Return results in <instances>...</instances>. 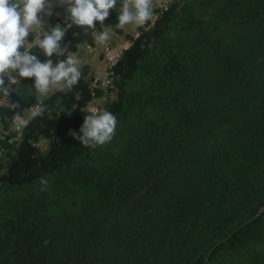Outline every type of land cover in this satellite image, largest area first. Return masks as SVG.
Segmentation results:
<instances>
[{"label":"trees","instance_id":"16d2710c","mask_svg":"<svg viewBox=\"0 0 264 264\" xmlns=\"http://www.w3.org/2000/svg\"><path fill=\"white\" fill-rule=\"evenodd\" d=\"M51 24L65 55L93 45ZM149 24L113 68L103 146L68 135H82L89 66L19 133L10 104L35 106L33 80L0 94V264H264V0H170Z\"/></svg>","mask_w":264,"mask_h":264},{"label":"clouds","instance_id":"9594fccd","mask_svg":"<svg viewBox=\"0 0 264 264\" xmlns=\"http://www.w3.org/2000/svg\"><path fill=\"white\" fill-rule=\"evenodd\" d=\"M58 3L66 6V21L82 29L85 35L90 34L97 46L107 44L113 28H142L153 17V0H58ZM118 3L117 23L105 27L104 22ZM52 8L49 0H0V94L10 96L12 86L26 79L33 80L30 91L36 98V104L31 110L32 117L44 114L46 106L43 101L50 93L70 92L79 83L81 65L86 63L76 54L65 55V47L61 44L66 34L64 26L43 27V15L52 16ZM97 24L102 30L97 29ZM34 33L38 35L29 41ZM32 48H37L39 55L33 53ZM19 107L18 103L10 104V109L15 111L13 121L26 124V119L16 112ZM81 112L87 113L80 128L82 135L71 132L74 139L90 149L112 141L118 125L113 113L96 107H88ZM38 182L40 192L48 189L46 178L41 177Z\"/></svg>","mask_w":264,"mask_h":264},{"label":"crops","instance_id":"0c3cea01","mask_svg":"<svg viewBox=\"0 0 264 264\" xmlns=\"http://www.w3.org/2000/svg\"><path fill=\"white\" fill-rule=\"evenodd\" d=\"M166 0H153V17H154V9L159 8V6ZM50 3L53 4V8H52V12L53 15L52 16H47V15H43V27L48 26L49 28L54 27L53 24H51V21L53 20H58L60 22H65L67 20V17L65 15V8L66 6H61L58 3V0H49ZM119 4V3H118ZM120 7V5H119ZM119 11V8H118ZM152 19L148 22L150 23ZM110 22L108 20H106L104 22V26H110ZM145 27L142 28H132L131 26H129L128 28H126L125 30H121V33L118 34L116 33V31L113 28V35L111 37V39L107 42L110 45H125L129 42L128 37H132V35L136 32H138L139 29H144ZM98 30H102L101 27ZM38 35V33H34L33 37L35 38V36ZM104 46H97L95 44V42L93 41V45L92 46H81L80 48H78V50H76L75 52H70L68 54H76L79 57H82L84 60H86V63L82 64L81 67H83L84 65H87L90 67V70L94 73L100 72L104 69V63L102 60V50H103ZM67 54V55H68ZM18 85H14L12 86V89H16ZM56 92V91H55ZM54 93V92H53ZM53 93H50L53 94ZM49 95V96H50ZM48 96V97H49ZM113 97V94H108L107 92H104L101 94V96L99 97V101L101 102V105L103 107L104 103L106 102V100L108 98ZM2 105H7L6 102H3ZM31 110H34L33 108H30L29 110L25 111L23 113V115L27 118V119H31ZM45 140V139H40L38 140Z\"/></svg>","mask_w":264,"mask_h":264},{"label":"built area","instance_id":"2783aa9c","mask_svg":"<svg viewBox=\"0 0 264 264\" xmlns=\"http://www.w3.org/2000/svg\"><path fill=\"white\" fill-rule=\"evenodd\" d=\"M169 2H170V0H166L160 5V10H158L157 12L154 13L153 20L150 22L148 28L151 27L154 24V22L156 21V19L164 11L167 10ZM138 36H139V33L136 32L132 35V38L135 39ZM130 45H131V42L129 41L125 45H110L107 43L103 47L102 60L104 63V69L100 72L95 73L91 77L89 88L91 90L92 98L87 103V105L84 107V109H86L88 107H96L98 109H102V105L100 103H98L99 97L96 96V92L97 91H104L105 92V91H107V89L113 88V80H112L113 68L120 61V59L122 58V56L124 54V51L127 50ZM97 76H99V79H97ZM6 86H7V80H6ZM0 105H2L1 102H0ZM85 114H87V113L85 112ZM22 116L26 119V121H27L26 124H21L19 121H16L14 123L13 117L11 120V128L18 133L24 129V127L28 124V122L30 120V119H27L23 114H22ZM71 132H74V131L70 130L68 132V135H70ZM1 153H2V151L0 150V154Z\"/></svg>","mask_w":264,"mask_h":264},{"label":"rangeland","instance_id":"374dc122","mask_svg":"<svg viewBox=\"0 0 264 264\" xmlns=\"http://www.w3.org/2000/svg\"><path fill=\"white\" fill-rule=\"evenodd\" d=\"M158 10H160V6H159V8H157V9H154V12L156 11H158ZM53 26L55 27V24H53ZM112 98V97H111ZM3 103V102H2ZM98 103H100L101 104V102L100 101H98ZM31 112V111H30ZM11 129V126L9 127V130ZM4 129H3V127H2V125H1V123H0V139H1V137L4 135ZM49 140H41V141H37V142H35L34 144H35V146L39 149V151H40V153L41 154H45L46 153V151H47V149H48V145H49Z\"/></svg>","mask_w":264,"mask_h":264}]
</instances>
